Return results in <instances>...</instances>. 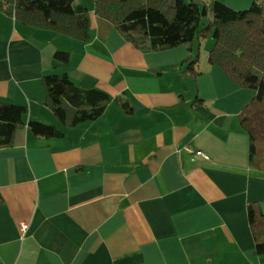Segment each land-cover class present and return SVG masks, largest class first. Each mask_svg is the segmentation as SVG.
<instances>
[{
	"label": "crops",
	"instance_id": "1",
	"mask_svg": "<svg viewBox=\"0 0 264 264\" xmlns=\"http://www.w3.org/2000/svg\"><path fill=\"white\" fill-rule=\"evenodd\" d=\"M82 1L87 42L0 9V100L29 109L0 147V264H264L248 217L264 210V172L239 119L255 92L208 62L213 42L142 51ZM53 72L110 94L105 112L63 127L45 102ZM29 120L64 135L36 136Z\"/></svg>",
	"mask_w": 264,
	"mask_h": 264
},
{
	"label": "trees",
	"instance_id": "2",
	"mask_svg": "<svg viewBox=\"0 0 264 264\" xmlns=\"http://www.w3.org/2000/svg\"><path fill=\"white\" fill-rule=\"evenodd\" d=\"M203 1V2H202ZM97 15L111 21L123 36L142 51H159L187 45L212 35L207 59L228 78L255 92L239 114L250 138L249 160L264 172V0L247 9H235L220 0H94ZM203 4V5H202ZM0 9L20 22L62 33L83 42L90 39V8L82 0H0ZM208 17V21H203ZM70 52L57 51L55 60L70 61ZM186 71L199 73L198 57L188 58ZM45 102L62 126H77L101 116L112 97L100 89L79 87L67 72L43 78ZM124 107L126 102H122ZM29 109L0 100V147L13 144L16 131L25 126ZM29 130L39 137H61L62 127L29 120ZM248 217L255 253L264 255V210L253 202Z\"/></svg>",
	"mask_w": 264,
	"mask_h": 264
},
{
	"label": "rangeland",
	"instance_id": "3",
	"mask_svg": "<svg viewBox=\"0 0 264 264\" xmlns=\"http://www.w3.org/2000/svg\"><path fill=\"white\" fill-rule=\"evenodd\" d=\"M204 1H207V0H204ZM203 2V1H202ZM253 2H254V0H253ZM225 3V2H224ZM203 5V4H202ZM228 5V4H227ZM252 5V4H251ZM250 5V6H251ZM249 6V7H250ZM249 7H247V8H249ZM234 8V7H233ZM247 8H242V9H247ZM235 9H237V8H235ZM203 21L205 22V21H208V17H204L203 18ZM196 42H199L197 39H196ZM201 42H213V44H214V39H213V37H212V35H209L208 37H206V38H204V39H202V41ZM204 54H205V52H204ZM46 123V122H45ZM49 123V122H48ZM49 124H52V123H49Z\"/></svg>",
	"mask_w": 264,
	"mask_h": 264
},
{
	"label": "built area",
	"instance_id": "4",
	"mask_svg": "<svg viewBox=\"0 0 264 264\" xmlns=\"http://www.w3.org/2000/svg\"><path fill=\"white\" fill-rule=\"evenodd\" d=\"M201 153H202V152H201ZM27 228H28V224H27V223L24 222V223H21V224H20V229H21V230L25 231Z\"/></svg>",
	"mask_w": 264,
	"mask_h": 264
}]
</instances>
